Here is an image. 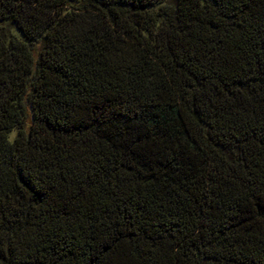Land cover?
<instances>
[{
	"label": "trees",
	"instance_id": "trees-1",
	"mask_svg": "<svg viewBox=\"0 0 264 264\" xmlns=\"http://www.w3.org/2000/svg\"><path fill=\"white\" fill-rule=\"evenodd\" d=\"M0 264H264V0H0Z\"/></svg>",
	"mask_w": 264,
	"mask_h": 264
}]
</instances>
